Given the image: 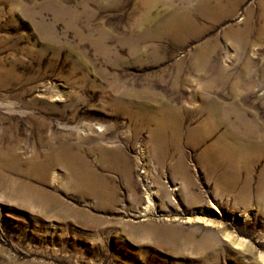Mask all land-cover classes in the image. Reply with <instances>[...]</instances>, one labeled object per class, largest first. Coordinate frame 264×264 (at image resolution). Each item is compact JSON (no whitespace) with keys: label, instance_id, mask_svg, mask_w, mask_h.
<instances>
[{"label":"rangeland","instance_id":"374dc122","mask_svg":"<svg viewBox=\"0 0 264 264\" xmlns=\"http://www.w3.org/2000/svg\"><path fill=\"white\" fill-rule=\"evenodd\" d=\"M197 1L0 0V264H264V153L200 138L264 141V0Z\"/></svg>","mask_w":264,"mask_h":264},{"label":"bare ground","instance_id":"6f19581e","mask_svg":"<svg viewBox=\"0 0 264 264\" xmlns=\"http://www.w3.org/2000/svg\"><path fill=\"white\" fill-rule=\"evenodd\" d=\"M206 1L205 0L199 1V8L202 9V11L207 9L208 3ZM211 2H212V0H211ZM215 3H217V2H215ZM214 5L216 8H218V9L220 8V4H214ZM168 11L170 12L169 13L170 15H169L166 23L164 24V26L168 27L169 29H172L173 31L178 30V29L180 30L181 29L180 27L182 26V22L185 18L184 14H183L184 11L183 12L177 11L170 6L168 7ZM185 28H187V27H185ZM209 54H211V53H209ZM202 57H205L204 53H203ZM205 63H206L205 61H202L200 63L201 68H204ZM246 63H250V61H247ZM243 70H244V72L251 74V71L249 69L244 68ZM220 77L223 78V76H220ZM244 79L251 81V80H249L248 75H245V74H244ZM234 87H235V81L233 82L232 87L230 88V91L234 90ZM216 100H217V98H216ZM238 101L240 103L247 102V100H245L244 98H240V99H238ZM148 102H149V100H148ZM232 102H233V100H232ZM157 107L159 108V110H157L155 113V115L157 117V121H156L157 126H156V130H155L156 132L154 133V135H152L153 133H150L151 136L156 137V135H159L161 138V141L164 140L165 138H170L172 141H174L176 143V141H178L177 138L179 137L178 135L180 133V121H179L180 119H179L177 110L172 106L171 107L170 106L165 107L164 105L163 106L157 105ZM208 110L210 111V113L214 114L212 107H210ZM215 111L216 110L214 109V112ZM234 115H235L234 120H232L231 123H228L224 126L223 125L224 124V122H223L224 121V115L219 114L218 120L216 119L215 121H211V125L209 127L210 130H208V132L203 131V133L200 135L201 139H203L205 136H209V135L217 133L219 131L218 130L219 128L222 130L220 132V136H219L217 143H215L214 145L208 146L206 148L205 152L211 153V155L213 157H215V155H217L219 157V155L224 154L225 156H230L231 158H236L237 156H242L243 154H245V151H244L245 149H251V148H256L259 151L264 153V141H258V139H256L257 135H258V131L256 130V129H258V125H257L258 122L256 120V117H248V116H246V114H243L242 112L239 113L237 111H235ZM153 118H155V117H153ZM222 122H223V124H222ZM233 124H240L243 127V129L239 130V129L235 128ZM195 130H197V129H195ZM240 145H242V146L240 147ZM181 169H183V167ZM184 177H185V175H184Z\"/></svg>","mask_w":264,"mask_h":264}]
</instances>
